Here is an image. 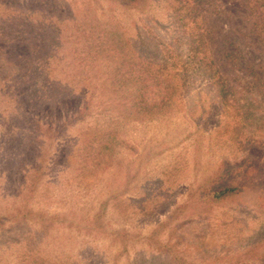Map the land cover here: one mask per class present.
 <instances>
[{"label":"rangeland","instance_id":"374dc122","mask_svg":"<svg viewBox=\"0 0 264 264\" xmlns=\"http://www.w3.org/2000/svg\"><path fill=\"white\" fill-rule=\"evenodd\" d=\"M84 1L89 2L84 16L94 23L93 30H125L135 58L142 53L152 67L166 66L181 78L185 29L172 16L173 0H150V7L139 11L109 8L103 0H65L75 2L76 7ZM22 2L0 0V41L19 39L32 52L10 63L2 61L7 72H20L9 80L12 95L0 94V215L7 217L0 227V264H164L166 256L156 248L157 243L147 245L146 237L172 208L187 200L203 176L223 162L235 165L248 149L262 157L264 165V87L251 76L256 53L251 48H236L238 58L233 64L221 56L223 50H234L232 45L249 32L247 10L238 0H222L221 20L208 18L216 32V39L209 42L211 51L221 56V72L234 88L227 101L230 114L234 112L228 120L239 135L235 138L225 128L228 110L225 118L221 98L195 71L183 76L184 82H177L180 94L170 111L140 121L124 106L126 86L119 88L122 83H115L121 75L110 74L114 68L108 69L102 58L105 55L88 57L82 67L74 69L69 58L80 56V47L73 40L65 42L64 36L71 21L63 20L62 31L53 32L62 43L60 49H53L45 45V18L40 10H25ZM195 12L193 20L186 14L182 22L202 26L200 10ZM111 18L118 23L106 25ZM25 26L33 28L27 37L21 31L27 33ZM83 27L90 29L87 24ZM83 41L81 38L80 45ZM42 67L52 70L45 81L52 87L48 102H37V94L28 97L31 102L35 99L31 104H26L25 97L15 98L17 88L28 93L35 69L41 72ZM96 68L101 72L90 71ZM91 76L93 87L87 92L92 95L91 114L70 122L82 95L74 93L76 97L69 99L72 105L62 112L58 100L69 97L63 91L66 85L76 87L79 80L87 82ZM100 77L107 82L102 89L97 86ZM36 120L65 126L60 135L44 143V152L38 147L42 139H37L32 127ZM101 128L115 130L120 142L112 157L99 149ZM35 167L41 179L36 190L28 191L22 175ZM127 170L139 173L125 185ZM18 207L19 215L11 218L6 214ZM101 207H105V216L97 222ZM185 214L166 227L161 238L180 246L189 263L236 264L231 256L264 236V214L250 199ZM122 230L129 235L127 253L118 247L120 236H115Z\"/></svg>","mask_w":264,"mask_h":264},{"label":"trees","instance_id":"16d2710c","mask_svg":"<svg viewBox=\"0 0 264 264\" xmlns=\"http://www.w3.org/2000/svg\"><path fill=\"white\" fill-rule=\"evenodd\" d=\"M22 1L24 0H21V2ZM103 1L109 8L119 7L126 11H139L145 9L146 6L147 8L150 7V0ZM238 1L247 10L249 16V32L246 35L243 34L244 36L239 43L237 42L238 44L232 45L234 50H223L221 56L225 61L227 60L230 64H233V61L236 62V59L238 58V49L236 48H239V50L245 48L248 50L251 48L256 53L254 58L256 64L253 65V68L251 69V76L254 77L259 85L264 87V0ZM166 2L169 3L171 0H166ZM82 3L81 7L77 6L78 8L75 6V2L70 4L65 2V0H25L20 5L23 6L24 4L25 10H40L45 18L43 35L46 34L47 36H43L45 39L44 42L45 45L51 46L53 49H60L62 46V43L58 42L60 41V38L56 35L54 36L53 32L60 33L62 31V23L66 20L71 21L68 25L72 26L66 29L68 34L64 36L66 38L65 42H72L71 40H73V43L80 47V56L76 57L73 55L69 58L70 61L74 62L72 65L74 69L82 67V64L86 63L88 57L94 58V56H97L98 54H104L105 57L102 58L106 61L108 69L114 68L110 74L121 75V78L116 76L115 83H122L119 88L126 86V88H123L124 91L127 92L126 96L123 95L122 98L124 100V106L128 110L130 109L129 113H132L134 117L136 115V117H138L137 119H140V121H143L144 119L147 120V118L151 119L152 117L156 118L159 115L170 111L174 107L173 100H177L180 94V89L178 90L177 86L179 81L184 82L185 75L189 71H195L211 83L213 91L221 98V107L223 114L225 113V118L228 110V118L224 123L225 128L228 131L230 130L233 137L237 138L239 136L237 130L231 127V121L228 120L229 118L234 117V112L230 114L229 106L231 105L227 101V97L234 91V88L229 84L227 75L225 76L221 72V56L218 57L213 54L209 43L216 39V32L214 28L210 26L208 18L216 17L218 20H221L224 15V11L221 8L223 3L222 0H173L171 2L172 4L175 3L174 8L172 9L173 18L178 19V21L181 22L180 27L185 29L186 51L183 56V63L185 66H181L183 67V75L181 78H179V74H177L175 70H170L168 72L166 66L159 68L152 67L148 60H143L142 53L138 58H135V52L133 51L132 45H130V39L127 37L125 30L122 31L120 28L100 32L93 30L94 23L90 21L87 22L88 16H84L85 10L89 12V8H87L89 2L84 1ZM55 6H59V8L52 12L51 9ZM47 9L50 11V14L46 13L45 10ZM199 10L201 12L200 19L202 21V26H198L197 22L194 23L190 20L189 22H182L184 19L183 15L190 14V17L193 20L192 15L195 16V11ZM47 15H53L54 17L47 18ZM92 21L94 22L95 19L92 18ZM42 22L43 21H41V23ZM114 22L116 23L117 20L111 18V20L105 24L110 25ZM46 24L48 25L46 26ZM85 24L90 26L89 30H86V27H83ZM49 26H52L53 28H50ZM25 27L28 29L27 33H24V30L21 31L23 32V36L27 37V35L31 34V31L33 32V28ZM52 29L54 31H52ZM48 38L49 40H47ZM81 38H83L84 41L80 45L79 42ZM225 41L227 40L225 39ZM58 52L59 51H57V55ZM29 53L32 54L28 44H24L19 41V39H3L0 41V94L12 95L13 92L8 91L10 87L9 80L20 72V70H17L15 74L7 72L3 67L4 65L2 64V61L10 63L11 61H15L18 56L27 57ZM64 57L66 58V55ZM39 66V64H35V67L39 68ZM51 71L52 70L49 67H42L41 72L35 69V75L31 77V82H33V84L31 88H28V93L26 92L27 94L25 95V91L17 88L13 96L20 100L25 97L26 104H28V102L31 104L35 99L39 100L37 102L47 103V98L49 97L52 87L45 83V81L49 79L48 77H50ZM90 71L96 74L97 72H101V69L96 68L91 69ZM177 72L180 73L179 71ZM92 77L93 76H91L87 82L83 79L79 80L76 87H74V83H71L72 85L70 84V88H67L66 85V89L63 91L65 95H69V97H61L58 100L61 104L60 110L62 112L66 107L72 105V102L70 103L69 99H73L76 95H82L80 106L69 118L70 122L77 119H84L85 116L91 114L92 95H88L87 92H91L92 90ZM104 80L105 78L103 79V77L98 78L97 86H99L100 89L107 84ZM124 83L128 85H124ZM60 89L62 90L63 88ZM74 93H76V95ZM33 94H37L38 97L35 98ZM28 97L35 99H32L31 102V99ZM50 98H52V96ZM32 124L34 125L32 127H34L35 131L38 133L37 139H42L41 145H38V147H40L43 152L44 143H50L55 137L61 134L63 127H65L64 124L61 126H57L56 124H41L40 120H36ZM101 129L98 142L99 149L107 150L108 156L112 157L115 150L114 148L119 145L120 142L116 138L115 130L109 128H104L105 130L103 128ZM246 151L247 154L245 157L238 160L235 165L224 163L222 161L223 163L219 165V168L212 173L203 176V178L190 190L187 200L172 208L171 212L167 213L165 218L151 229V232L146 237V241L148 240L146 243L147 245L149 242L157 243L156 248H159L161 254L166 256L164 264H193L189 263L186 258L181 255L182 253L180 251L182 248H180V246L177 244H173L172 246L170 241H163L161 238V235L163 234L162 231L166 229V227H169L170 224H174L181 219L185 213H194L195 211L201 213L206 207L209 209L211 207L233 204L239 200L250 199L254 203L256 209L262 211L264 214V191L258 189L259 185L262 186V189L264 188L263 160L262 157L255 156L254 153L251 152V149ZM38 169L39 168L35 167L31 168L29 171H25V173L23 172L24 174L22 176H25L23 187L28 191H32L31 189L36 190L37 188L38 182L41 179V176L37 172ZM138 173L139 172L131 173L130 170H127L125 172V185L130 181H134L138 177ZM124 192H126V190H124ZM20 209L21 208L18 207L15 211L6 214L13 218L21 213ZM105 211V207L100 208V211L95 218L97 222L100 217L103 218L105 216ZM6 218L7 217L0 215V227H2L4 219ZM115 236H120V239L122 240H117L119 243L118 247H121V251L127 253L128 244L130 243L127 231L122 230L119 233L117 232ZM118 251L119 250L117 249L116 252ZM234 254L235 255L231 257L235 260L234 263L236 264H245L248 259L251 261V264H262L264 260V236L249 246L238 249ZM56 264H64V262H57Z\"/></svg>","mask_w":264,"mask_h":264}]
</instances>
